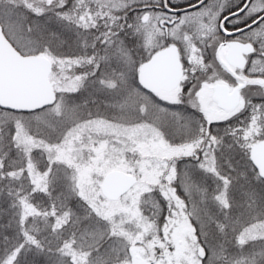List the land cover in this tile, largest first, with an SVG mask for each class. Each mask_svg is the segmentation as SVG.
Returning a JSON list of instances; mask_svg holds the SVG:
<instances>
[{"label":"snow or ice","instance_id":"1","mask_svg":"<svg viewBox=\"0 0 264 264\" xmlns=\"http://www.w3.org/2000/svg\"><path fill=\"white\" fill-rule=\"evenodd\" d=\"M0 264H264V0H0Z\"/></svg>","mask_w":264,"mask_h":264}]
</instances>
